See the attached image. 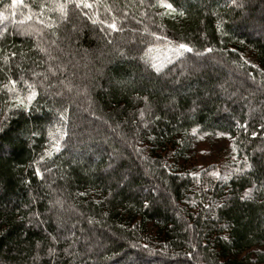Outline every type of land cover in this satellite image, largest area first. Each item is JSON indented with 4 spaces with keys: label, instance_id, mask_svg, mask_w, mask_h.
Returning <instances> with one entry per match:
<instances>
[{
    "label": "trees",
    "instance_id": "trees-1",
    "mask_svg": "<svg viewBox=\"0 0 264 264\" xmlns=\"http://www.w3.org/2000/svg\"><path fill=\"white\" fill-rule=\"evenodd\" d=\"M262 6L0 0V264H264Z\"/></svg>",
    "mask_w": 264,
    "mask_h": 264
},
{
    "label": "rangeland",
    "instance_id": "rangeland-1",
    "mask_svg": "<svg viewBox=\"0 0 264 264\" xmlns=\"http://www.w3.org/2000/svg\"><path fill=\"white\" fill-rule=\"evenodd\" d=\"M259 17H264V6L260 8L259 12L255 15V19L250 23L251 26L249 32L251 34L258 33L264 35V26L259 23ZM131 32L134 33L136 30L132 29ZM58 53L61 52L58 50ZM72 98L73 100L78 99L81 107L86 110V105L83 102L84 100L81 101L78 96ZM233 156L231 139L229 137L222 135L199 134L194 139V145L188 153L185 162L181 165L183 167L197 165L198 168L200 166H208L210 168L213 167V170L214 168L216 169L217 176L225 177V175L230 171L233 163H235V166L238 165V161L234 159Z\"/></svg>",
    "mask_w": 264,
    "mask_h": 264
},
{
    "label": "snow or ice",
    "instance_id": "snow-or-ice-1",
    "mask_svg": "<svg viewBox=\"0 0 264 264\" xmlns=\"http://www.w3.org/2000/svg\"><path fill=\"white\" fill-rule=\"evenodd\" d=\"M166 6H167V7H171V5H166ZM109 26L112 27L113 29H115V25H114V24L109 25ZM180 47H181V48H185L186 46L183 45V44H181ZM187 50H188V51H191V49H187ZM34 96H35V92L33 91V92L29 95L28 100L31 101V100L34 98Z\"/></svg>",
    "mask_w": 264,
    "mask_h": 264
}]
</instances>
